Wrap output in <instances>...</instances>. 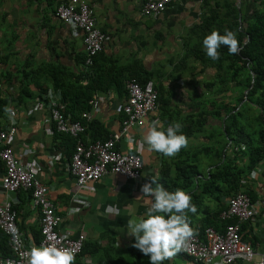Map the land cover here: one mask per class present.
Returning <instances> with one entry per match:
<instances>
[{
  "label": "crops",
  "instance_id": "0c3cea01",
  "mask_svg": "<svg viewBox=\"0 0 264 264\" xmlns=\"http://www.w3.org/2000/svg\"><path fill=\"white\" fill-rule=\"evenodd\" d=\"M67 1L0 0V100L6 102L5 109L11 108L15 112V134L9 145L19 162L37 166L36 177L48 188V198L59 218L57 232L69 237L78 234L84 237V249L78 262L146 264L147 256L141 252H129L135 241L134 237L127 234V220L133 209L137 216L146 212L151 198L142 196L141 186L150 181V176H159L162 164L174 161L177 156L165 157L150 151L142 143L151 122L160 121L157 109L141 128H132L128 132L132 139L130 143L121 141L117 144L121 153L139 156L142 169L137 179L126 180L118 175L106 174L80 189L74 186L68 174L73 141L53 131L48 122V101L43 99L44 94L53 96L56 92L45 74L47 69L60 70L65 76L64 81L72 83L82 67L84 53L81 33L69 25L61 24L54 15L55 9ZM254 1L237 0L245 22L251 18L253 9L257 7ZM216 2L217 0L210 1V6L214 8ZM88 4L93 11L96 28L108 38L102 50L105 61L98 68L103 71L106 68L134 67L132 63L135 60L142 63L144 70L151 71L155 61V45L153 40L149 42L148 37L152 32L163 23L171 31L172 37H176L193 24L198 28L202 19L209 17L210 9V6L200 4L199 0H177L156 19H150L140 15L142 0H88ZM22 71L28 75L27 91L23 95L19 91ZM92 96L103 97L105 101L95 109L89 107L86 111L91 118L90 123L95 124L98 129L85 130L82 138L85 142L105 140L120 126V118L113 113V108L124 95L121 93L119 96L110 90L104 94L97 92ZM8 117L2 109L0 127L7 126ZM189 144V156L200 153V148L205 145L211 146L210 142L202 138ZM227 153L230 154V149ZM2 174L3 168L0 164V181ZM173 174L170 170L169 175ZM263 188L264 175L250 182V198H258ZM184 191L190 195L199 192L196 186ZM4 199H9L16 211L18 229L25 246L30 248L33 243L37 245L36 241L40 237L37 221L39 216L37 210L31 206L28 194L23 191L4 194L0 187V203ZM192 203L195 204L197 212L188 213V220L196 232L205 218L216 224V219L212 218L216 212L220 213L223 206L220 200L203 196L192 200ZM109 205L117 206L119 215H108L105 210ZM74 209L79 211H73ZM2 236L0 257L5 256L2 255L3 252L8 253ZM241 238L255 253L263 252L264 207L256 211L251 221L242 224ZM164 264L194 263L178 253Z\"/></svg>",
  "mask_w": 264,
  "mask_h": 264
},
{
  "label": "built area",
  "instance_id": "2783aa9c",
  "mask_svg": "<svg viewBox=\"0 0 264 264\" xmlns=\"http://www.w3.org/2000/svg\"><path fill=\"white\" fill-rule=\"evenodd\" d=\"M177 0H142L140 15L144 18L156 19L165 9ZM205 0H199V3ZM55 18L64 25L71 26L82 35L83 64L90 66L95 56L102 52L108 38L95 25V18L88 0H68L55 9ZM48 101V122L56 134L66 136L73 141L72 152L68 160V174L78 189L93 183L106 174H114L126 180H135L141 174L142 163L136 154H124L117 149L121 141L130 143L128 132L132 128H141L146 119L157 111V93L151 82L144 85L135 79L124 82V98L118 101L113 113L120 118L119 129L105 140L85 142L82 136L85 125L91 121L88 112L79 115L78 120H71L63 114L60 96L54 92L53 96L44 94ZM105 99L92 96L88 101L90 109L104 103ZM14 116L15 112L13 111ZM9 116V114H8ZM8 117L5 128L0 127V164L3 174L0 181L4 194L23 191L28 194V200L38 212V229L42 243L57 242L59 247H66L75 251L74 264H85L77 261L81 254L84 237L60 235L56 228L59 218L54 213V207L48 198V188L37 176V166L25 165L13 155L9 145L15 134L13 118ZM140 145V144H139ZM264 175V159L257 162L250 172L238 182L237 189L220 200L223 210L218 219L225 223L220 231L212 227H205L197 233L190 242L187 251L180 252L194 264H264V250L260 254L241 238V226L251 221L256 211L264 207V188L255 200L250 198V182ZM71 213L73 211H70ZM0 232L7 240L8 256L0 257V264H26L24 253L26 247L18 229L16 211L9 199L0 203ZM19 237V242L15 236ZM77 262V263H76Z\"/></svg>",
  "mask_w": 264,
  "mask_h": 264
},
{
  "label": "trees",
  "instance_id": "16d2710c",
  "mask_svg": "<svg viewBox=\"0 0 264 264\" xmlns=\"http://www.w3.org/2000/svg\"><path fill=\"white\" fill-rule=\"evenodd\" d=\"M210 1L214 0H205L202 4L210 6ZM218 1H221L224 8L231 10L230 14L225 15L227 21H224L219 18L218 10L210 6L209 17L202 19L198 26L202 39L206 31L210 34L214 29L217 31L222 29L220 33L223 34L224 30L228 29L236 33L240 50L238 54L230 55L227 47L221 46L220 58L216 61L211 60L204 50L192 51L195 52L194 57L197 56L201 62L212 61L216 69H220L224 63L221 61L225 57H231V62L228 73L222 76L214 75L212 84L206 86L209 94L197 96L193 101L194 104L192 103L193 110L189 108L192 112L184 114L183 117L178 114L177 118H171L172 112L168 110L170 100L166 98L165 90L160 84H153L151 71L144 70L142 63L137 60L132 63L134 67L106 68L103 71L98 70L105 61L102 52L95 56L90 66H84L83 57L81 70L72 83L64 81L65 76L60 73V70L47 69L45 72L52 83L53 90L59 93L63 114L69 116L71 120H78L79 114L88 111L87 103L97 92L104 94L112 90L120 96L121 93L124 95V82L128 79H135L141 85L151 82L157 93V109L160 108L158 119L165 127L172 122L182 123V133L188 138V148L182 149L174 161L162 164L159 172L160 183L169 191L177 188L187 190L196 186L199 192L191 194L192 200L203 196L221 200L222 197L230 196L237 189L239 180L245 177L258 161L264 159V0L254 1L257 7L253 9L251 18L246 22L240 9L237 10L233 6V0ZM27 77V73L22 71L19 88L22 95L27 91ZM5 103L0 100V111L5 110ZM249 105L255 106L260 113L257 120L259 123L253 133L246 132L250 123H245L244 112L249 109ZM209 121L216 122L217 125L213 127ZM221 124L223 128L219 134L218 129L221 128ZM94 128L98 129L92 122L85 125V130ZM216 128L217 131L213 132ZM196 134H205L204 139L211 144L208 147L207 145L201 147L200 153L208 154L213 147L214 160L211 163V169L204 176L197 172L196 155L189 156L187 152L191 148L189 140ZM227 141L230 144L226 147ZM229 149L230 154L227 153ZM170 170L174 172L172 176L169 175ZM218 215L219 211L212 218L216 219V224L209 218H205L197 233L205 227H212L218 231L225 223H233V220L224 223L219 221ZM0 236H2L1 232ZM2 238L7 244L4 235ZM39 240L40 237L36 241L37 244ZM6 252L2 254L5 255L4 257L8 256ZM129 252L140 254V251L132 246ZM146 264H149V259L146 260Z\"/></svg>",
  "mask_w": 264,
  "mask_h": 264
},
{
  "label": "clouds",
  "instance_id": "9594fccd",
  "mask_svg": "<svg viewBox=\"0 0 264 264\" xmlns=\"http://www.w3.org/2000/svg\"><path fill=\"white\" fill-rule=\"evenodd\" d=\"M202 45L206 55L213 61L220 58L221 46L227 47L230 55H236L240 50L236 33L228 29H225L223 34L212 30L203 38ZM5 112L12 119L13 110L6 108ZM182 127L180 122H172L165 127L161 121L154 120L142 143L146 144L150 151L165 157H175L188 146V138L182 133ZM140 191L142 196L150 197L151 201L142 216H137L134 209L131 211L126 225L127 234L134 237L135 242L131 246L147 256L149 264H164L190 247V242L194 240L197 232L190 226L188 213L195 214L197 208L192 203L190 194L180 188L167 190L160 183L158 175L150 176V181L144 183ZM105 211L111 216H117L120 212L119 208L113 205H109ZM15 239L19 242L18 235ZM24 258L26 264H74L75 251L59 247L57 242L42 243L39 246L33 243L24 253Z\"/></svg>",
  "mask_w": 264,
  "mask_h": 264
},
{
  "label": "rangeland",
  "instance_id": "374dc122",
  "mask_svg": "<svg viewBox=\"0 0 264 264\" xmlns=\"http://www.w3.org/2000/svg\"><path fill=\"white\" fill-rule=\"evenodd\" d=\"M233 1V6L236 7L237 10L241 9L237 0ZM214 5V8L218 10L219 18L227 21L225 15H228V13L230 14L231 10L224 8L221 1L216 2ZM165 27L166 26L162 23V25L148 37L149 42L153 40L155 45V61L152 63L151 73L153 78L151 81L154 85L160 84L165 90L166 98L170 100V109L168 110L172 112L171 118L175 119L178 117V114L183 117L184 114H190L192 112L189 108L192 109V103L197 96L200 94H209V89H207L206 86L212 84L214 75L217 74L222 76L228 73L231 57H225V59L221 61L224 63L220 66V69H216L213 67L212 61L204 63L198 60L197 56L194 57L193 55L195 52L192 51L201 52V50H204L201 33L199 32V28H196L195 24L188 27L186 32L176 37H172L171 31ZM218 31L221 32L222 29ZM206 34H209V32L206 31ZM206 34H203V36L205 37ZM160 106L161 105H159V107ZM157 114L160 115V108ZM259 114L256 107L250 105L249 109L244 112V117L246 119L245 123H250L249 128L246 129L247 133H253L256 129L257 123H259L257 122ZM209 122L213 127L217 125L216 122ZM222 128L223 124H221V128L218 129L219 134ZM215 131H217V128L213 132ZM204 136L205 134H196L189 142H196L200 138L204 139ZM229 144L230 142L227 141L226 147L229 146ZM211 148L213 149V147ZM212 149L208 154L198 153L199 151L197 152L198 154H194L196 155L195 163L197 172L200 175L202 174L201 176H204L206 172L211 169V162L214 160ZM241 150H243V148H241Z\"/></svg>",
  "mask_w": 264,
  "mask_h": 264
}]
</instances>
